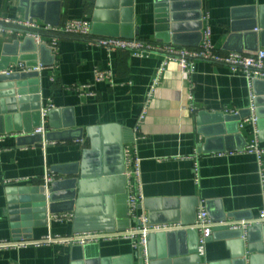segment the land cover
I'll return each mask as SVG.
<instances>
[{
  "label": "crops",
  "instance_id": "crops-1",
  "mask_svg": "<svg viewBox=\"0 0 264 264\" xmlns=\"http://www.w3.org/2000/svg\"><path fill=\"white\" fill-rule=\"evenodd\" d=\"M131 3L125 6L121 0H37L33 12L27 0H0V17L15 21L34 19L39 25L51 26L85 19L92 23L94 36L98 38L141 39L188 49L199 46L202 31L209 25L213 45L222 54L254 53L264 47V0H131ZM205 16L209 17L208 22ZM24 40L21 35L0 38V75L5 70L23 73L20 65L25 68L43 65L37 86L40 105L42 110L52 107L54 111L45 118L47 133H61L64 139L55 136L57 140L46 146H32L31 140H21L19 145V137H14L1 145L4 150L0 152V241L15 237L6 189L41 185L46 171L54 167L61 170L59 180L77 178L72 174L81 172L84 152L91 148V139L86 134L89 129L99 131L102 141L100 131L105 129L108 141L123 145L124 159L127 150L131 154L137 152L144 199L139 214L145 213L149 218L151 214L168 212L186 219L195 216L194 201H198L214 220L223 214H239L240 221L259 215L264 207L259 160L255 153L249 154L245 149L251 145L264 149V121L262 130L257 126L256 137L248 121L253 116L251 112L239 125L242 137L237 138L227 133L234 131L236 125L223 123L216 114L250 111L251 92H257L264 110V79L257 78L251 91L242 74L198 62L188 81L175 64H170L150 98L162 63L158 56L135 58L125 52L108 53L86 41L64 38L55 57L47 49L32 59V52L20 54L13 47L16 41ZM21 56L30 58L6 68L9 59ZM95 69L111 70L114 85L96 84ZM82 86H91L97 98L87 99L82 92L72 89ZM33 88L26 87L29 95ZM33 106L30 102L26 107L30 111ZM144 111L145 118L139 125ZM33 123L32 118L23 120L22 127ZM8 124L4 126L0 121V130ZM10 125L13 127L12 122ZM262 161L264 166V157ZM195 162L199 168L198 183ZM120 179L112 177L101 184L96 189L101 192L96 198L89 196V192L81 206L83 214H98L112 221L106 227L116 232L135 225L128 218L127 193L124 194V182ZM73 215L72 221L64 223L50 218L47 227L33 229V240L48 235L89 233L75 232L74 212ZM97 245H88L87 254L99 253L101 259L111 264H140V255L129 241ZM235 247L234 252L240 253L241 247ZM84 252L78 246L3 250L0 264H84ZM201 258L204 264H223L232 260V250L226 241L212 239Z\"/></svg>",
  "mask_w": 264,
  "mask_h": 264
},
{
  "label": "water",
  "instance_id": "water-1",
  "mask_svg": "<svg viewBox=\"0 0 264 264\" xmlns=\"http://www.w3.org/2000/svg\"><path fill=\"white\" fill-rule=\"evenodd\" d=\"M27 2L31 3L30 7L34 12L33 8L37 4V0H27ZM121 2L125 6H131L132 4L131 0H121ZM92 34L94 35L93 31ZM13 47L20 54L32 52V59H35L36 54H44L47 51L46 47L36 46L31 39H25L23 43L16 41ZM26 58L30 57L21 56L19 59H9L10 61L6 68L10 64L18 65L25 62ZM41 66L43 67V65ZM29 68H36V66H30ZM38 78L39 72H23L18 74L9 73L5 70L3 75H0V116H3L0 121L4 126L9 122L6 128L4 127L0 130V133L23 132L26 134V137L18 138L19 145H21V140H31L30 145L32 146L43 143L41 135H29L41 123L42 107L37 87ZM29 85L34 86L30 95L26 91V87ZM254 95L255 116L258 120L257 126L260 131L262 130V122L264 121V110L261 108L262 100L257 92ZM30 102L34 106L29 111L26 106ZM53 113V110L49 111L48 116L50 117ZM202 115H200L199 121ZM250 116L251 111L227 116L219 113L216 114V117L223 123L236 125L234 131L228 130L227 133L229 136H236L237 138L242 137L241 133H239V125ZM30 118L33 119L34 123L31 126L23 128L22 121L24 120L25 122ZM11 122L13 127L10 125ZM104 130L100 131L103 141L99 139L100 133L96 129L86 131L87 137L91 139V148L84 152L81 172H74L72 174V176H76L77 178L58 180L48 187L41 184L37 186L9 187L6 189L8 214L15 235L13 240H32L34 228L47 227L50 218L66 213L73 214V212L75 213L74 228L76 233L100 230L116 232V229L106 227L107 225H112V221L109 219L105 220L98 214H83L81 208L84 199L87 197L86 195L90 192L89 196L92 195L93 198H96V195L101 193L96 189L99 186L101 187V184L104 182L107 183L112 177H121L120 180L124 182V194L126 193L123 145L120 143L113 144L108 141ZM55 136H59V140L64 139L61 133H48L45 139L48 143H51L57 140ZM259 136L261 138V133ZM82 137L83 131H81L80 139ZM52 171L57 175L61 173V170L56 167ZM95 201L94 199L93 202L96 204L97 202ZM194 203L195 216L192 215L185 219L175 213L168 214L167 212L158 216L151 214L149 217L150 224L165 225L182 222L181 224L184 226L193 225L196 219V211L199 207L198 201H194ZM145 206L147 210H150L148 203H145ZM209 216L215 223H226L229 222L228 220L237 221L241 219L239 214H223L218 220H214L210 214ZM212 239L224 240L231 247L232 260L223 264H261L264 261V227L261 225H255L250 228L246 238H244V232L241 230L232 231L227 227L218 228L208 241ZM246 244L248 245L247 249L245 248ZM237 245L241 247L240 253H235L233 250ZM93 246L97 247L98 245L89 247ZM89 247H82L85 251L83 256L86 259L84 264L112 263L109 260L101 259L99 253L95 255L87 254ZM148 253L151 264H204L198 254V233L195 230L153 234L149 238Z\"/></svg>",
  "mask_w": 264,
  "mask_h": 264
},
{
  "label": "built area",
  "instance_id": "built-area-1",
  "mask_svg": "<svg viewBox=\"0 0 264 264\" xmlns=\"http://www.w3.org/2000/svg\"><path fill=\"white\" fill-rule=\"evenodd\" d=\"M204 20L209 21V17L205 16ZM92 23L85 19L69 20L61 26L39 25L34 19L25 21H15L8 18L0 17V38L4 36L21 35L25 39L33 40L38 47H46L55 57L59 52L61 40L64 38H74L86 41L92 46L105 49L108 53L125 52L135 58H148L158 56L162 59L161 66L157 71L152 91L149 94L151 98L158 85L162 75L170 64H175L182 72L185 79L190 81L195 72V65L198 62L211 63L218 66L228 68L234 73L242 74L248 81L252 91L253 83L257 78L264 79V47L254 53H236L231 52L222 54L214 47L212 42V30L207 25L201 34V42L195 49L181 48L173 44H161L141 39H121V38H98L92 34ZM258 30H256L257 32ZM26 73L40 72L43 67L29 68L20 65ZM94 82L96 84H107L113 86L115 83L114 75L111 70L95 69ZM73 90L82 92L87 99L97 98V93L92 90L91 86L73 87ZM251 107L250 111L253 116L248 120L254 128L257 137V118L255 116V96L253 92L250 94ZM52 107L41 111V123L30 135H41L43 143L46 146L45 139L47 133L45 118ZM238 114V113H235ZM145 111L139 118V125L143 123ZM26 134L4 133L0 134V152L4 150L2 144L9 138L25 136ZM52 143V142H51ZM249 154H256L259 160L260 181L262 191L264 193V166L263 157L264 149H260L257 145H251L245 149ZM195 180L199 182V168L197 162L194 164ZM125 178H126V197L128 218L130 222H134V226L122 232H89L83 234H75L71 236H45L37 240H5L0 241V251L17 250L23 248H40L43 246H78L86 247L88 245H96L101 242L109 243L114 241H129L133 248L140 255V264H151L148 253L149 238L153 234L173 233L179 231L195 230L198 233V253L202 257L205 254V246L218 228L227 227L232 231L241 230L244 232V238L247 232L255 225L264 227V207L259 215L250 220L229 221L226 223H215L209 216L204 206L200 205L196 213V219L193 225L184 226L181 224H165L152 225L145 213L139 214L138 209L143 202V185L141 178V159L137 152L131 154L129 150L125 155ZM59 180V176L52 170L48 169L43 177L42 184L45 187L50 186ZM74 218L72 213L61 214L52 217L53 221L64 223L70 222Z\"/></svg>",
  "mask_w": 264,
  "mask_h": 264
}]
</instances>
